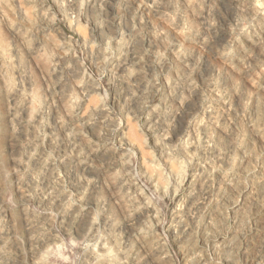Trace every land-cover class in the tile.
<instances>
[{"label": "rangeland", "instance_id": "1", "mask_svg": "<svg viewBox=\"0 0 264 264\" xmlns=\"http://www.w3.org/2000/svg\"><path fill=\"white\" fill-rule=\"evenodd\" d=\"M125 260L264 264V0H0V264Z\"/></svg>", "mask_w": 264, "mask_h": 264}, {"label": "bare ground", "instance_id": "2", "mask_svg": "<svg viewBox=\"0 0 264 264\" xmlns=\"http://www.w3.org/2000/svg\"><path fill=\"white\" fill-rule=\"evenodd\" d=\"M211 68H212V66H211ZM212 72V71H211ZM245 77V76H244ZM240 92V91H239ZM237 98V97H236ZM181 118H182V116H181ZM218 123V122H217ZM159 127V126H158ZM157 127V128H158ZM131 135V134H130ZM208 138V137H207ZM116 155V154H115ZM111 157V156H110ZM246 157V156H245ZM245 159V158H244ZM180 170V169H179ZM244 172V171H243ZM170 187V186H169ZM190 188V187H189ZM188 188V189H189ZM46 204H48L47 202V200H45L44 201ZM49 205V204H48ZM237 208V207H236ZM256 210V209H255ZM182 211V210H181ZM236 211V210H235ZM241 216V215H240ZM71 217V216H70ZM84 217V216H83ZM260 217H261V214H259L255 219H254V224H253V227L251 228V230H252V232H251V234H248L247 236H246V239H247V241H246V245L242 248V249H240V255L241 256H249L250 255V257L252 256V255H254V254H258V251H252V253H250V251H248V248L249 247H251V245H249L250 243H251V241L254 239V237H256L257 235V230H258V224H260V223H262V219H260ZM72 219V218H71ZM86 220V219H85ZM43 224V223H42ZM239 224V223H238ZM251 224V223H250ZM261 225V224H260ZM40 226V225H39ZM37 227V228H39V229H44V228H40V227ZM80 227V226H79ZM36 229V228H35ZM35 231V230H34ZM177 239V238H176ZM252 243H253V241H252ZM255 244V243H254ZM202 246V245H201ZM197 248V247H196ZM217 248V247H216ZM257 248V247H256ZM187 251V252H186ZM191 249L190 250H185V252H186V254H185V259H187L188 258V256L190 257V255H191ZM193 251V250H192ZM187 261V260H186ZM188 262V261H187ZM200 262V261H199ZM230 263V262H229ZM207 264V263H206Z\"/></svg>", "mask_w": 264, "mask_h": 264}, {"label": "clouds", "instance_id": "3", "mask_svg": "<svg viewBox=\"0 0 264 264\" xmlns=\"http://www.w3.org/2000/svg\"><path fill=\"white\" fill-rule=\"evenodd\" d=\"M150 127H151V126H150ZM152 130H153V132L157 131V129H156V128H153ZM150 134H151V133H150ZM122 264H127L126 260H125V261H123V262H122Z\"/></svg>", "mask_w": 264, "mask_h": 264}]
</instances>
